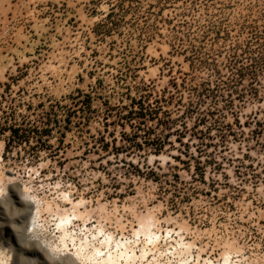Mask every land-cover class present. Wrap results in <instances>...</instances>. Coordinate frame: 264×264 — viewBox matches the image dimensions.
<instances>
[{"label":"rangeland","instance_id":"1","mask_svg":"<svg viewBox=\"0 0 264 264\" xmlns=\"http://www.w3.org/2000/svg\"><path fill=\"white\" fill-rule=\"evenodd\" d=\"M233 45L245 48L244 56L264 58V0H0V200L13 192L35 199L46 227L37 235L47 244L57 240L56 211L78 213L77 230L85 222L115 235H131L151 216L163 228L182 227L195 253L216 259L231 250L244 264H264V131L255 132L254 117L264 118V71L258 82L246 75L237 85L234 114L214 115L232 123L237 136L225 143L213 136L199 153V141L183 137L195 159L178 150L175 135L158 153L151 146L117 152L113 143L107 151L96 142L101 135L112 140L108 120L116 145L128 144L120 138L119 114L130 96L172 89L183 79L187 86L214 80V68L229 73ZM52 108L60 124L70 118L59 155L40 150L31 157L32 149L16 143L7 150L5 128ZM148 124L152 137L167 131ZM57 130L49 139L55 146ZM19 217L25 232L28 219ZM62 254L51 262L33 255L30 263L58 264Z\"/></svg>","mask_w":264,"mask_h":264},{"label":"trees","instance_id":"2","mask_svg":"<svg viewBox=\"0 0 264 264\" xmlns=\"http://www.w3.org/2000/svg\"><path fill=\"white\" fill-rule=\"evenodd\" d=\"M113 14L114 8L112 7L111 11L106 14V22H108V19L110 20ZM246 46L248 47V43L244 45V47ZM238 49L241 51L238 52ZM230 50L232 52L228 54L225 63L230 72L222 74L218 68H214L213 71L218 75L214 80L212 78L204 79L187 86L186 80L183 79L181 83L173 82L172 89L165 88L162 92H146L141 93L139 96H130L129 102L121 105V108L125 109L126 112L119 114V123L122 127L120 138L127 141L128 144L124 142L121 147L116 145L117 137L108 130L110 123L108 120L105 121L106 131L111 135L112 140H106L104 135H101L96 138V142L99 141L101 148L107 151L113 143V150L117 152L130 153L133 149L143 150L145 146H151L158 153L166 143L172 144L170 137L175 135V139L180 145L178 150L187 158L195 159L197 154L188 150L187 143L183 141V137L187 133L199 141L200 146L196 148L198 153L203 144L206 146L213 145V136H218V142L221 143L226 142L228 135L237 136L232 123L216 119L214 115L218 112L219 117L225 118V111L234 114L232 93L237 85L243 84L246 75H251V82H258L256 75L258 72L264 71V58L262 57L263 54L244 56L246 49L240 45H233ZM224 88L228 90L226 94L223 93L222 89ZM251 89V93L258 94V89L255 86L252 85ZM184 91L188 93L186 99H184L182 93ZM237 95L240 97L241 94L237 92ZM176 96L178 98L174 102ZM220 100L224 101L221 107L218 106ZM208 102L211 107H207ZM212 104L214 105L212 106ZM169 105H173L174 109H170ZM173 113H176V115L173 116ZM254 117L256 119L255 124L258 127L255 128V132L264 131V118ZM235 120L239 125L237 117ZM189 121H191V125H189ZM59 122L60 119L52 108L38 114V118L28 121L24 119L18 126L11 125L4 129L10 132L5 139V147L9 150L14 143L28 146L33 150L32 154L29 153L31 157H36L40 150L50 152L52 156L59 155L66 133L63 130L61 132V129H69L70 118L67 115L64 118V124ZM149 122H155L157 127L167 129L164 136L152 137L155 128L149 125ZM126 125L130 127L129 131L125 130ZM56 129H60L57 130L60 132L57 146L49 143V139L53 136L54 131L56 132ZM212 129H215V132Z\"/></svg>","mask_w":264,"mask_h":264},{"label":"bare ground","instance_id":"3","mask_svg":"<svg viewBox=\"0 0 264 264\" xmlns=\"http://www.w3.org/2000/svg\"><path fill=\"white\" fill-rule=\"evenodd\" d=\"M53 215L57 240L47 244L41 238L42 242L35 246H26V242L21 239L25 232L15 217H27L28 233L30 230L34 234L41 232L46 227L38 220L41 216L39 204L35 199H23L15 192L9 201H3V206H0V264L10 263L11 254L6 251L5 241L11 237L15 242L13 244L10 241L13 245H10V250L14 251L13 264H31L33 255L55 261L53 254L56 253L66 255L58 264H244L231 250H224L216 259L205 257L199 251L195 253L193 249L198 246L185 239L182 227L163 228L151 216L139 222L131 235H115L102 225H95L94 230L85 222L77 230L74 224L79 215L73 209L56 211ZM5 225L8 240L3 236Z\"/></svg>","mask_w":264,"mask_h":264},{"label":"snow or ice","instance_id":"4","mask_svg":"<svg viewBox=\"0 0 264 264\" xmlns=\"http://www.w3.org/2000/svg\"><path fill=\"white\" fill-rule=\"evenodd\" d=\"M3 193L0 192V196H2ZM15 214V213H13ZM23 239L25 240L26 242V246H35L37 243H39L40 241V236L37 235V234H33V235H24ZM53 258L55 259L56 257L53 256Z\"/></svg>","mask_w":264,"mask_h":264},{"label":"clouds","instance_id":"5","mask_svg":"<svg viewBox=\"0 0 264 264\" xmlns=\"http://www.w3.org/2000/svg\"><path fill=\"white\" fill-rule=\"evenodd\" d=\"M0 206H3V201L2 200H0ZM22 211V210H21ZM21 217H19V216H17V217H15V219H20ZM24 222L22 221V224H23ZM25 226V225H24ZM25 235H29V233H28V231H27V229H26V231H25Z\"/></svg>","mask_w":264,"mask_h":264}]
</instances>
